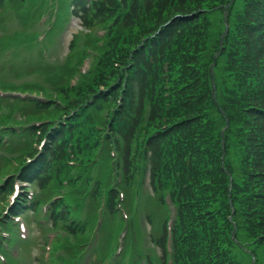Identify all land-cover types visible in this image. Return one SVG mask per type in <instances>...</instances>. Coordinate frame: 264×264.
<instances>
[{
    "label": "trees",
    "instance_id": "16d2710c",
    "mask_svg": "<svg viewBox=\"0 0 264 264\" xmlns=\"http://www.w3.org/2000/svg\"><path fill=\"white\" fill-rule=\"evenodd\" d=\"M133 1L134 4L131 5L130 11L123 10L122 14L115 19L116 31L118 32L115 34V43L111 46L112 49L107 51V58L102 61L98 58V64L94 70L95 73L88 76L84 85L91 88L98 84L99 78L103 77L105 72L116 74L111 56L114 53L122 54V56L125 54L127 62L128 53L134 48L140 36L148 32L150 27L163 24L176 12L187 10L196 12L194 20H186L188 26H168L170 30L178 35L176 44L178 55L175 52L170 54L171 61L168 64V89L170 95L168 97L164 96L167 81L159 75L158 69L147 67L146 70L139 63L136 70L131 71L130 79L132 81L137 80L139 83L142 100V105L138 109L140 119L144 116V109L150 105L152 109L151 117L149 118L150 126H156L163 115L167 117V120H171L175 127L181 128L171 133L172 138L169 139L167 146L160 148L159 160L167 159V151L174 152V150H177V143L181 141L177 133L181 132V130L184 131L185 135L190 134V131H194L198 142H203L207 146V150H195L188 163L185 164L186 160L183 161V164L187 167L183 179L188 184L190 181L192 182L189 185L191 193L194 194V203L191 206L192 215H189L190 221L192 222L193 216L194 222L201 227L198 230L201 235V246L198 247V250L201 253L204 252V254L200 260H195L194 256L189 257V249L178 247L180 264H220L217 259L224 260L221 264H228L224 258L225 254L219 250L222 247L224 248L227 243H230V246L233 244V241L231 239L228 240V237H226V229L230 226L228 223L231 224L228 218L229 211L225 216L215 207H209L208 209L207 206H213V204L209 200L205 201L207 196L218 194L229 182L226 171L220 166V156L223 152L221 128L226 124L225 118L219 109L220 105H222L221 108L227 112L230 119V125L225 132L226 168L231 171L234 170L239 179L246 180L244 184H240V180L235 176V185H238L240 191L236 201L233 197V202L238 207L233 213V219L240 227V231L237 234L245 244L252 242L254 237L261 239L259 243L264 241L263 210L254 209L252 215L256 217L248 225L244 223L245 215L249 214L250 209H253V202H251L252 193L249 190V181L247 180L249 179L248 171H252V166L256 162L252 159V153L243 158L236 149L235 137L238 131L242 129L243 125V129L246 130L249 124H244L248 117L245 103L248 99L242 94L239 88L240 83L237 80L238 77H236L242 73L241 69L245 68V65L243 61L234 63L236 49H232V42L235 36L238 35L237 33L248 25L249 20L259 21L260 17H264V10H260V0H241L243 9L229 20L230 30L225 37L226 47L224 46L221 49L219 38L225 27V22L222 19L220 8L230 0H147L146 3L142 0ZM109 2V5L115 4L113 0H109ZM109 5L107 6L105 3L102 7L103 10L111 8ZM177 20L180 19L177 18ZM195 22H197L196 26L194 25ZM196 32H202L203 34L199 38L193 39V36L197 34ZM261 37L263 38L264 35H261ZM203 48L207 50L205 52L201 51L198 55L201 61L200 64L202 63V69L197 80L186 81L187 71L189 70L186 68V63L192 61V55L188 54L198 53V50ZM218 51L220 53L216 54L215 57V66L218 68L216 92L215 89H212L213 78L208 66L214 60V53ZM138 52L139 50L137 49L135 58ZM237 52L243 58L251 59V70L255 68L260 60V54L255 53L252 49L237 50ZM125 93L124 101L128 103L130 95L127 91ZM215 97H219L220 105H218L217 100H214ZM147 100H150V102H147ZM126 112L131 115L130 107L126 106ZM189 125H192V127L189 128ZM257 128L256 125H252L249 131H256ZM194 143H197L195 139H189L185 142L183 141L182 145L191 147ZM158 165L159 163L157 162V171ZM206 167H209V170H206ZM206 177H209L210 182L204 184L203 180ZM181 181L178 177L172 176L168 182L176 187L177 183H181ZM182 192H186V189ZM227 192L226 190L225 203H227ZM184 239L186 238L184 237Z\"/></svg>",
    "mask_w": 264,
    "mask_h": 264
},
{
    "label": "rangeland",
    "instance_id": "374dc122",
    "mask_svg": "<svg viewBox=\"0 0 264 264\" xmlns=\"http://www.w3.org/2000/svg\"><path fill=\"white\" fill-rule=\"evenodd\" d=\"M59 2V0H57ZM67 5H60L57 13L58 18L55 20V17L48 22L46 17L43 16L42 22L38 30L48 32V34L53 33V38L56 37V31L61 27V21L64 20L66 16ZM12 19V18H10ZM9 19V20H10ZM8 20V21H9ZM16 27L19 29L25 30L21 25L19 20L13 22ZM22 33L21 31H19ZM72 32H70L65 39H60L58 43V48L60 49V55H64V52L67 50V42L70 40ZM36 33L31 32L23 37H19L24 44L22 50L28 48L30 45L34 46L35 44L41 45L42 40H37ZM34 44V45H33ZM47 56V55H45ZM31 93L39 92L38 88H27ZM13 162L17 161V157L12 158ZM18 164V163H17ZM20 166V171L23 169L22 164ZM85 182H89L90 176L87 175V171L83 172ZM50 175H39L38 179L40 180V185L44 187H49L55 192L53 199L56 200L54 204H59V201L65 200L64 193L65 189H68V192L74 196H80L82 193V188L76 185L75 181L64 180L60 181L58 177L49 178ZM108 182V177H105L104 185L106 186ZM107 189V188H106ZM134 195V196H133ZM131 195V201L126 203L125 201L121 202V211L122 215L119 212V230L120 238L118 240L119 246L117 249L110 244H108L107 238L108 235L101 237L100 227L95 230V222H101V225L104 228L108 229V223L106 219H101L97 215V219H93L90 216L75 217L71 214L70 223L68 231L63 234L61 238V247L57 250L58 252H63L68 249V258L60 256L59 253L55 252L52 249V242L50 241V250L46 254V261L55 260L63 261V264H158L155 261L153 255L157 252L156 245L154 240H157L158 233L160 228L156 223L155 217L152 214L147 213L142 206L138 203V191H135ZM146 195L149 199H153L152 195ZM103 202L102 206H105L107 203L108 197L106 193L102 194ZM105 212L107 208L101 207L100 211ZM112 214V213H111ZM5 242V241H4ZM87 243H90L96 247H103L99 253L88 252Z\"/></svg>",
    "mask_w": 264,
    "mask_h": 264
}]
</instances>
